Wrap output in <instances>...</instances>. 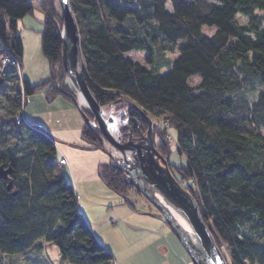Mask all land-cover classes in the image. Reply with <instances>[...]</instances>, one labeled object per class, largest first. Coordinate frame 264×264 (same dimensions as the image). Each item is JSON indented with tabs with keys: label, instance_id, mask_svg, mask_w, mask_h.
Returning a JSON list of instances; mask_svg holds the SVG:
<instances>
[{
	"label": "trees",
	"instance_id": "1",
	"mask_svg": "<svg viewBox=\"0 0 264 264\" xmlns=\"http://www.w3.org/2000/svg\"><path fill=\"white\" fill-rule=\"evenodd\" d=\"M68 2L84 79L96 103L121 108L126 100L136 106L129 113L134 137L147 129L140 111L155 119L162 159L170 154L168 131L174 129L185 166H172L175 173L169 168L180 184L189 185L226 264H264V0ZM36 4L43 14L41 51L49 76L31 85L19 75L23 45L17 22L32 15L33 4L0 0V101L6 109L0 116V169L12 171L7 180L0 177V256L52 243L65 264H115L63 173L56 141L41 128L16 124L27 97L39 92L76 106L62 68L58 5ZM239 14L246 23L236 20ZM204 26L214 33H204ZM129 52L145 53L149 67L129 59ZM166 54L176 57L165 60L172 65L161 75L153 60ZM195 77L199 82L191 86ZM81 131L88 148L102 149L98 131L88 125ZM122 134L125 140V129ZM98 176L130 200L135 189L118 168L101 163Z\"/></svg>",
	"mask_w": 264,
	"mask_h": 264
},
{
	"label": "rangeland",
	"instance_id": "2",
	"mask_svg": "<svg viewBox=\"0 0 264 264\" xmlns=\"http://www.w3.org/2000/svg\"><path fill=\"white\" fill-rule=\"evenodd\" d=\"M29 1H31V3L33 4L32 15L26 16L17 22L18 34L21 36L22 44H23V56H22V60L20 64L19 75H20V78H23L25 80L27 79V77L30 76L31 81H32L31 85H35V84H39L43 82L46 78H48L49 66H48L47 60L44 58L42 51H41L40 31L42 29L41 23L43 21V14L36 7L37 1L40 2L42 0H29ZM55 1H56V5H58V1L57 0ZM166 8L167 10L170 9L169 4L166 5ZM57 10L60 16L59 6ZM255 14L259 15L261 13L256 12ZM236 20L239 21V23L244 24L246 23L247 18L240 16L239 14L238 16H236ZM202 30L204 33L211 36L214 33L215 28L214 27L208 28L204 26ZM126 56L132 61H139L140 63L149 67L145 60L146 58L145 53L143 52H129L126 54ZM175 57L176 55L166 54L164 58L158 57V56L154 58L153 64L157 66V70L159 74L163 75L164 73L170 70L172 63L171 62L168 63L165 60H173L175 59ZM1 58L2 57H0V60ZM198 82H199L198 77H195L191 81H189L191 86H194L195 84L197 85ZM65 83L69 85L66 79H65ZM69 87L71 88L70 85ZM8 94H10L9 91H8ZM122 105L123 107L121 108H119L118 106H113V105L106 106L104 107L103 110L104 111L105 109L109 110L113 114V117H116L119 121L118 136L116 140L121 141V142H126L128 139V134L130 132L133 142L136 143V140L139 138V135L141 133H139L138 136L136 137L132 135V131L130 130V126H129L130 124L129 120H132V119H130L129 113L131 110L135 111L137 107L134 105H131L126 100L122 102ZM82 110L88 112V115L85 114ZM5 111L6 109L3 106V102L0 101V116L4 114ZM83 115H86L90 120H93V116L87 110L86 106L79 105L77 101H76V106L71 104L69 101H67L61 96H58L53 101H49L43 92H39V93H36L34 95L27 97L25 104H23L22 111L20 112L19 117L16 119V124L19 125L20 123H26V125L32 128L37 127V128L44 129L45 131H49L47 129H49L50 127H53L54 125L55 126L58 125L60 121L62 122L63 126H68V124L72 125V123H74V120L76 121L79 120L84 125H87L85 123V119ZM145 117L148 120H151L152 129H153L152 120H155V119H151L150 117L146 115ZM142 118L147 125V129H146V132H147L148 124L146 122V118L144 117ZM18 119L20 120L19 123H17ZM89 127L93 131H97V128L93 124H91V126ZM124 129H125L126 136L124 138L125 140H122L124 136L122 134V130ZM168 132L170 135L169 143L171 145L170 154L167 159L164 158L163 160L166 161L168 167H172V166L173 167H178V166L183 167L185 166V162L176 152L175 130L170 129ZM100 141L102 143V149L100 151H102L103 153H106V156H107V162L105 163H109L115 167L116 165L119 166V163L117 162L116 157H115V156H119V153L114 148H112L107 142H104L101 139ZM156 144L157 142H155L154 140V146ZM156 151L158 152V154H160L159 150L156 149ZM63 160L66 162L65 166L69 167L67 160L64 158ZM173 167L171 169L174 172L175 169ZM182 186L186 189H189V185L187 184H183ZM108 190L110 192H113L110 189ZM135 191H130V193L128 194V197L131 198L133 201H137L138 202L137 205L139 207H142L144 210L151 209L153 210V212L159 214V212L155 209V207L152 204H150L138 191L136 192H138L140 195L137 194ZM112 210L114 211H111L110 213L116 212L115 210L117 209H112ZM132 220L139 221L137 218H134V217L132 218ZM134 225H136L135 227H137L136 222L127 223L125 220H122L121 224L117 228L107 229L104 232L97 234L98 236L95 235L96 239L101 244L102 242L105 243L113 253H116L117 251L121 252L120 254H118L119 256L116 259L117 264H163V262L166 260V257L161 256L162 254L161 248H158V246L160 244L166 245V243H168L170 252H171V253L170 252L168 253V259L169 260L172 259L174 263L178 264L180 261L179 257H183L184 254H186L184 253V250L182 249V247L180 246L179 242L177 241L176 237L174 236L172 232L168 237H164V239L160 238L159 243H153L152 245L148 246L145 249H136L137 247H134L135 242L139 239L140 233L142 232H140L139 229L137 230L136 228H132L134 227ZM165 225L168 227V230H170L169 226L166 223ZM243 231H246L247 233H249L248 230H243ZM253 236L261 237L260 234H255ZM0 264H65V263L61 261L59 250L56 245L52 243H44L42 249H39V250H34V251L26 252L23 254H19V255L0 256ZM245 264H248V263H245Z\"/></svg>",
	"mask_w": 264,
	"mask_h": 264
},
{
	"label": "water",
	"instance_id": "3",
	"mask_svg": "<svg viewBox=\"0 0 264 264\" xmlns=\"http://www.w3.org/2000/svg\"><path fill=\"white\" fill-rule=\"evenodd\" d=\"M62 22L61 28V62L66 81L75 92L76 101L80 105L79 95L86 103L87 110L93 120L83 115L85 123L93 124L99 132V138L114 148L119 156H115L124 173L126 181L133 186L155 209L162 220L169 226L180 246L192 264H226L222 254L204 223L198 204L190 189L184 188L173 176L167 163L162 159L154 146L152 122L146 118L147 132L139 135L136 143L131 133L126 142L117 141L111 129L116 125L112 118H104V107L99 106L90 92L84 79V64L79 49V35L73 13L68 0H57ZM11 169H0V177L7 179ZM8 190L11 184H8ZM180 217L189 227L191 234L176 219Z\"/></svg>",
	"mask_w": 264,
	"mask_h": 264
},
{
	"label": "crops",
	"instance_id": "4",
	"mask_svg": "<svg viewBox=\"0 0 264 264\" xmlns=\"http://www.w3.org/2000/svg\"><path fill=\"white\" fill-rule=\"evenodd\" d=\"M26 80L32 84L30 76ZM83 126L84 124L79 120H74V123L68 124V126H63L60 121L58 125L50 127L46 132L56 141L58 161L60 162L63 158L67 160L69 167L65 166L63 173L73 184L78 203L94 234L98 236L97 234L107 229H115L122 220H125L127 223L136 222L137 227L134 225L132 228L142 232L135 242L136 249H145L153 243H159L160 238L168 237L171 231L153 210H144L137 205V201H133L131 198L126 201L104 186L98 176V166L107 162L106 153L88 148L89 146L81 136ZM112 209L117 210L110 213L114 211ZM133 217L139 221H133ZM102 244L111 252L114 262L117 264L116 259L121 252L113 253L105 243L102 242ZM158 248H161V256L166 257L163 264H176L172 259H168L170 252L168 243L160 244ZM179 258L178 264H192L186 254Z\"/></svg>",
	"mask_w": 264,
	"mask_h": 264
},
{
	"label": "bare ground",
	"instance_id": "5",
	"mask_svg": "<svg viewBox=\"0 0 264 264\" xmlns=\"http://www.w3.org/2000/svg\"><path fill=\"white\" fill-rule=\"evenodd\" d=\"M79 97H80L79 98L80 105L81 106H85L86 105L85 101L83 100V98L80 95H79ZM104 112H105L104 118H108L109 117V118H112V119H114L116 121V125L112 127L111 132H112V136L114 138H117V136H118V127H119L118 126V123H119V121H118V119L116 117H113V114L109 110L105 109ZM62 168H64V167H62ZM176 219L182 225V227L184 229H186V231L188 233L191 234V231H190L188 225L180 217L176 216Z\"/></svg>",
	"mask_w": 264,
	"mask_h": 264
},
{
	"label": "built area",
	"instance_id": "6",
	"mask_svg": "<svg viewBox=\"0 0 264 264\" xmlns=\"http://www.w3.org/2000/svg\"><path fill=\"white\" fill-rule=\"evenodd\" d=\"M19 122H20V120L18 119L17 123H19ZM65 165H66V162L64 160H61L60 161V166L65 167Z\"/></svg>",
	"mask_w": 264,
	"mask_h": 264
}]
</instances>
